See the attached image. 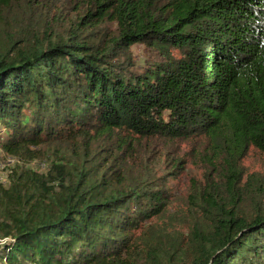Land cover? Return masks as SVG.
Wrapping results in <instances>:
<instances>
[{
  "label": "trees",
  "instance_id": "obj_1",
  "mask_svg": "<svg viewBox=\"0 0 264 264\" xmlns=\"http://www.w3.org/2000/svg\"><path fill=\"white\" fill-rule=\"evenodd\" d=\"M0 132L50 164L0 181V264H264V0H0ZM194 141L179 216L143 149Z\"/></svg>",
  "mask_w": 264,
  "mask_h": 264
},
{
  "label": "rangeland",
  "instance_id": "obj_2",
  "mask_svg": "<svg viewBox=\"0 0 264 264\" xmlns=\"http://www.w3.org/2000/svg\"><path fill=\"white\" fill-rule=\"evenodd\" d=\"M73 16V13H71ZM69 16L67 19L71 18ZM65 19L60 20L59 24L64 25ZM111 29L114 25H109ZM126 57V58H125ZM153 56L150 51L143 44H135L130 47L125 56L120 57V61L127 64L128 67L132 64L130 70L142 71L150 64L153 63ZM0 135L3 136L2 132ZM202 142L194 141L191 143H172L168 146H159V144L150 145L147 149H143L145 155L153 162V168L157 176L168 177L169 191L172 195L173 205L172 213L179 216L187 212V200L191 191V186L194 180H204V169L199 166L196 160L197 151L201 150ZM175 158L182 159L185 162V170L180 171L176 176H167L168 172L172 171V161ZM243 164L248 173H259L260 179L264 181V155L255 149H251L249 155L245 158ZM23 165L27 168L34 169L41 173H46L49 169V162L45 160H34L29 163H23L17 158L6 155L0 149V181L4 182L7 176L10 175L12 170L18 166ZM177 170H174V173ZM260 196H250V210L256 207V204L260 200ZM11 237L4 236V233L0 230V245L10 241Z\"/></svg>",
  "mask_w": 264,
  "mask_h": 264
}]
</instances>
